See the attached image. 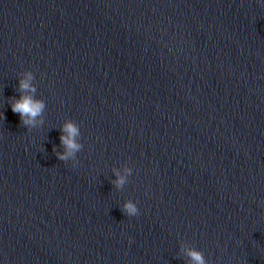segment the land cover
<instances>
[{
    "label": "water",
    "instance_id": "water-1",
    "mask_svg": "<svg viewBox=\"0 0 264 264\" xmlns=\"http://www.w3.org/2000/svg\"><path fill=\"white\" fill-rule=\"evenodd\" d=\"M0 113V264H264V0H0Z\"/></svg>",
    "mask_w": 264,
    "mask_h": 264
},
{
    "label": "clouds",
    "instance_id": "clouds-1",
    "mask_svg": "<svg viewBox=\"0 0 264 264\" xmlns=\"http://www.w3.org/2000/svg\"><path fill=\"white\" fill-rule=\"evenodd\" d=\"M32 75L26 73L25 78L19 81V89L25 93H34L35 87L31 84ZM10 108L13 113H18L21 123L31 125L36 123V118L41 114L44 108L42 100L36 99L33 95L22 94L19 97L13 98L10 102ZM0 118L3 114L0 113ZM78 135V128L71 121H66L61 127L60 141L65 146L66 152L57 153V158L64 160L66 156L71 155L74 151L78 150L80 145L75 142V137ZM128 168L124 169V173H130ZM124 175L116 173L115 184L117 186L124 183ZM123 210L126 214L134 216L137 214L138 209L136 204L132 201H125ZM186 254L189 256L191 264H206V261L201 252L195 249H187Z\"/></svg>",
    "mask_w": 264,
    "mask_h": 264
}]
</instances>
